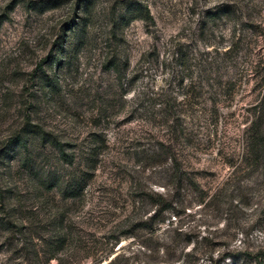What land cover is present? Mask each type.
I'll use <instances>...</instances> for the list:
<instances>
[{
    "label": "rangeland",
    "instance_id": "374dc122",
    "mask_svg": "<svg viewBox=\"0 0 264 264\" xmlns=\"http://www.w3.org/2000/svg\"><path fill=\"white\" fill-rule=\"evenodd\" d=\"M263 94L264 0H0V264H255Z\"/></svg>",
    "mask_w": 264,
    "mask_h": 264
},
{
    "label": "trees",
    "instance_id": "16d2710c",
    "mask_svg": "<svg viewBox=\"0 0 264 264\" xmlns=\"http://www.w3.org/2000/svg\"><path fill=\"white\" fill-rule=\"evenodd\" d=\"M127 9L120 19L119 26H122V22L125 20L142 19L146 22H154V18L147 5H140L139 3L127 4ZM136 16V17H135ZM113 58V57H112ZM114 59V58H113ZM116 66L115 59L110 60L108 64V70ZM172 109L162 111L163 117L160 118L162 123L168 124V119L171 116ZM245 153L241 160V165L248 168L251 171H258L264 168V94L259 103L255 106L252 120L247 128L245 136H243ZM64 154V152H63ZM169 170L172 172V177L175 178V187L179 192L190 191L197 195L201 202L207 201L208 199L216 198L217 192L210 193L204 190L198 181L196 176L199 173L189 172L183 169L182 164L180 165L176 159L173 160V166H170ZM154 197L150 194H145L142 197V204L154 205L157 207L155 211V219L161 217L164 213H167L170 209L175 210L173 202L165 199L162 195L154 193ZM181 204V203H180ZM183 204V202H182ZM154 219V218H153ZM65 229V228H64ZM208 251V250H207ZM205 251V253H207ZM230 257H226L229 259ZM249 260H253L255 264H264V250H261L259 254L250 253ZM211 264H214V259L211 260Z\"/></svg>",
    "mask_w": 264,
    "mask_h": 264
}]
</instances>
